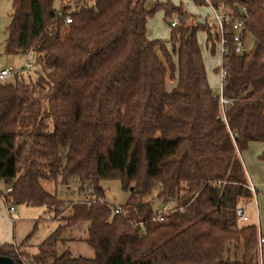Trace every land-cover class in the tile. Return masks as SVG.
I'll return each mask as SVG.
<instances>
[{"label": "trees", "instance_id": "obj_1", "mask_svg": "<svg viewBox=\"0 0 264 264\" xmlns=\"http://www.w3.org/2000/svg\"><path fill=\"white\" fill-rule=\"evenodd\" d=\"M11 1L5 52L34 59L0 81V199L43 206L57 225L33 252L27 236L0 243V255L14 264H264L257 226L235 215L251 196L240 153L264 142V0H194L227 14L221 33L170 0ZM158 9L176 16L166 40L146 36ZM199 28L223 39L224 110ZM259 158L264 167V148ZM107 179L128 192L119 212L104 199ZM70 180L93 198L63 206L55 186ZM77 242L92 256L74 255Z\"/></svg>", "mask_w": 264, "mask_h": 264}, {"label": "rangeland", "instance_id": "obj_2", "mask_svg": "<svg viewBox=\"0 0 264 264\" xmlns=\"http://www.w3.org/2000/svg\"><path fill=\"white\" fill-rule=\"evenodd\" d=\"M155 1L166 0H147L146 6L149 7ZM176 6H181L185 11L193 15L191 23H204L207 22L214 32L212 24V10L207 3H196L194 0H170ZM12 11L11 0H0V69L4 67H12L16 71L23 70L22 66L25 61L32 62L34 59L33 53H14L7 54L5 52V38L6 26L10 22V13ZM176 16H172V19ZM171 18L165 19L164 12L161 9L156 10L146 22V36L150 39L166 40L170 36L171 27L169 21ZM198 46L201 51V56L205 68L207 81L212 92L215 95L220 94V75L219 68L221 66V44L219 40H207V33L203 29H197ZM252 43L249 37L247 47ZM11 77L7 78L10 80ZM253 145H248L240 154V159L245 170L246 178L247 173L253 172L256 187L255 197L251 194L250 197L242 199L240 202L246 204V214L248 220L245 223L255 224L257 229L264 235V167L259 158L260 144L263 141H251ZM248 180V179H247ZM41 184H46L42 180ZM101 185L105 189L104 199L110 206H119L123 204L128 196V192L121 189L120 183L117 179L102 180ZM0 187H3L0 182ZM48 187L52 189V184L49 183ZM56 195L63 200V206H68L71 201L78 199H92L93 196L88 192H79L77 182L70 180L67 185L57 184L55 186ZM2 200V201H1ZM0 200V238L5 237L6 241L19 244L27 236L26 249L33 252L36 245L48 235L57 225V221L51 219L52 213L46 212L43 206H33L26 204H11ZM255 200V202H254ZM9 205L14 207V210L8 211ZM34 224L35 227H34ZM70 249L74 255L80 254L83 256H92V250L83 242L72 243ZM22 262L26 261L25 257L21 258ZM18 264V263H17ZM23 264V263H21Z\"/></svg>", "mask_w": 264, "mask_h": 264}, {"label": "built area", "instance_id": "obj_3", "mask_svg": "<svg viewBox=\"0 0 264 264\" xmlns=\"http://www.w3.org/2000/svg\"><path fill=\"white\" fill-rule=\"evenodd\" d=\"M209 4V3H208ZM210 5V4H209ZM211 9H212V19L214 20L215 24L217 25L218 29L220 30V33L222 32V26L224 24V22L228 19L227 14L221 9V8H214L210 5ZM71 19L70 17H66L65 22H69ZM176 23V18L172 19L170 21V26H173ZM242 24L243 21L242 20H238L234 23L233 27L236 30V33L233 36V41H234V51L236 53H241L243 52L244 48H243V44L241 41V36L239 34L241 28H242ZM220 44H221V54H224L225 50L223 48V39L221 37V39L219 40ZM31 67V62L29 61H25L22 69L23 70H27ZM17 71L15 69H13L12 67H4L0 69V81H4L7 78L11 77L13 74H15ZM225 74V70L223 68V66L221 65L219 68V75H220V89H221V82L223 80V76ZM218 96V100L219 103L221 105V108L224 110V107L229 103V99L225 98L221 91L220 94L217 95ZM247 187L250 190L251 194H253V196L255 197V187L254 185L250 182L247 181ZM6 191H10V187H6ZM255 202V200H254ZM171 202L168 201L167 203H164L162 205H160L157 210L155 211V213L152 216V220H163V215L165 214V212L169 209ZM14 210V207L12 205H9L8 207V211H12ZM122 208L121 206H113V211L114 212H119L121 211ZM182 210V209H181ZM235 215L236 218L239 222L241 223H245L248 220L247 214H246V204L243 202H240L236 209H235ZM258 246L260 247L261 243L264 242V236H262L259 232H258ZM23 264H31L29 261H23ZM261 264V263H260Z\"/></svg>", "mask_w": 264, "mask_h": 264}, {"label": "crops", "instance_id": "obj_4", "mask_svg": "<svg viewBox=\"0 0 264 264\" xmlns=\"http://www.w3.org/2000/svg\"><path fill=\"white\" fill-rule=\"evenodd\" d=\"M212 10V9H211ZM197 37V36H196ZM150 39V38H149ZM197 40H198V37H197ZM208 83H211L210 82V80H209V82ZM212 84V83H211ZM252 142H249L248 143V145L250 146V145H253V144H251ZM248 145H247V147H248ZM264 148V143L263 144H260V146H259V149H258V151L260 150V151H262V149ZM241 154V153H240ZM250 174H248L247 173V175H248V177H247V181H250L253 185H254V181L256 180L255 179V177H254V174H253V172H249ZM254 180V181H253ZM254 187H255V185H254ZM255 190H256V187H255ZM1 200V199H0ZM2 201V200H1ZM258 232L262 235V236H264L263 234H262V232L261 231H259L258 230ZM6 238L5 237H1L0 238V243H3V242H8V241H6L5 240Z\"/></svg>", "mask_w": 264, "mask_h": 264}, {"label": "water", "instance_id": "obj_5", "mask_svg": "<svg viewBox=\"0 0 264 264\" xmlns=\"http://www.w3.org/2000/svg\"><path fill=\"white\" fill-rule=\"evenodd\" d=\"M0 264H14V261L8 256L0 255Z\"/></svg>", "mask_w": 264, "mask_h": 264}]
</instances>
